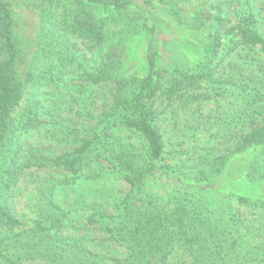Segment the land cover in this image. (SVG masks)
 <instances>
[{"label":"trees","instance_id":"16d2710c","mask_svg":"<svg viewBox=\"0 0 264 264\" xmlns=\"http://www.w3.org/2000/svg\"><path fill=\"white\" fill-rule=\"evenodd\" d=\"M167 1L0 0V264H264V10Z\"/></svg>","mask_w":264,"mask_h":264},{"label":"rangeland","instance_id":"374dc122","mask_svg":"<svg viewBox=\"0 0 264 264\" xmlns=\"http://www.w3.org/2000/svg\"><path fill=\"white\" fill-rule=\"evenodd\" d=\"M167 3L173 6L174 9L173 14L171 15V21L173 22V25L167 24V19H162V21H165V30L159 33L155 38L156 40L161 41L160 49H158L160 55L167 57L170 54L172 56V52L168 48L172 45L178 44V46L181 45V49L177 54L178 56H182L187 52V50L184 48L185 45L188 43V40L192 38L198 39V42L201 44L206 42V37H208L209 33L211 34L212 30L215 28L214 18L216 16L215 14L221 11L220 8H217L221 1L168 0ZM236 3L237 2L231 3L230 1H227L221 5V8L224 10V12H227L228 14L227 18L231 20L230 24L224 25L225 31L229 28V26L237 22L241 11H245H243L239 5H236ZM255 4L256 7L264 10V0H257ZM158 6L165 7L166 4H159ZM261 13L264 16V11H261ZM30 19L32 18L30 17L27 19V25ZM193 26H196L201 32L197 34L195 30L190 29L187 31L188 28ZM114 185L115 184H112V186ZM107 188L109 189V186H107ZM229 188L232 191L233 187L231 186ZM119 189L122 188L116 185V191ZM246 215L248 218L251 217L247 213Z\"/></svg>","mask_w":264,"mask_h":264}]
</instances>
